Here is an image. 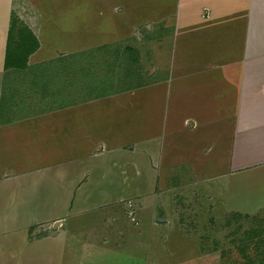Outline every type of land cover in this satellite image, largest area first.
<instances>
[{
	"label": "rangeland",
	"instance_id": "1",
	"mask_svg": "<svg viewBox=\"0 0 264 264\" xmlns=\"http://www.w3.org/2000/svg\"><path fill=\"white\" fill-rule=\"evenodd\" d=\"M15 3L12 14L33 33L38 49L26 70L8 72L14 75L5 83V100H89V133L64 141L73 146V158L112 146L154 151V176L143 181L142 196L128 212L139 215L150 207L169 221L164 232L150 226L153 234L139 235L141 225L133 222L109 237V244L121 245V257L104 264H264V178L258 175L264 168V109L256 104L259 82H248L258 67L247 72L245 50L238 49L252 1ZM227 69L247 72L248 85L235 78L234 88L221 73ZM213 70L219 74L212 81L203 77L210 79ZM71 73L76 87L68 82ZM59 88L65 97L56 98ZM179 97L181 109L174 104L168 110L169 100ZM32 109L26 105L17 114L42 111L29 114ZM173 115L189 119L168 126L166 117ZM93 221L88 214L71 224Z\"/></svg>",
	"mask_w": 264,
	"mask_h": 264
},
{
	"label": "crops",
	"instance_id": "2",
	"mask_svg": "<svg viewBox=\"0 0 264 264\" xmlns=\"http://www.w3.org/2000/svg\"><path fill=\"white\" fill-rule=\"evenodd\" d=\"M13 1L0 0V264H104L107 260H119L121 245L109 244V237L133 228V222L141 225L140 232L137 231L139 235H144L146 230L149 235L153 234L150 226L164 232L163 223L169 221L161 214H155L150 207L139 215L128 212L133 200L142 196L143 181L154 176V151L136 149L137 145L128 149L112 146L94 154L86 151L73 158L74 154L68 151L73 146L64 141L66 136L71 139L89 133V127L85 130V126L90 117L84 111L89 100L81 97L75 102H59L53 101L52 96L45 101L35 97L34 102L30 96L28 99L32 102L28 104L5 100V83L14 75L9 73L22 71L5 68L11 15L16 12ZM251 1L247 10L249 23L242 26L244 34L242 32L238 49L245 50L240 57L244 58V69L248 72L257 66L258 70H252L251 78L243 70L232 74L235 70L227 69L228 72L222 70L221 73L227 75V81L232 80L229 82L232 85L235 78H242V85L259 82L255 88L260 91L256 104L259 109H264V0ZM212 73L210 79L203 77L212 81L211 76L215 74L216 77L219 72L213 70ZM245 74L250 79L248 82L243 80ZM69 77L71 87H76L75 75L71 73ZM59 89L56 98L65 97L61 95L65 91ZM181 103L180 97L169 100L168 110L174 104L181 109ZM53 104H56L54 109ZM26 105L33 108L29 114L34 108H42V111L28 117L17 114ZM64 109H71V112ZM188 119L173 115L171 119L166 117V123L175 126ZM260 123L263 133L259 142L264 145V120ZM151 125L154 122L151 121ZM148 131L154 133L152 128ZM82 140L88 141L89 137ZM262 155L264 157V152H260ZM262 169L258 171L261 179L264 178ZM88 214L94 224L72 226L71 219Z\"/></svg>",
	"mask_w": 264,
	"mask_h": 264
},
{
	"label": "trees",
	"instance_id": "3",
	"mask_svg": "<svg viewBox=\"0 0 264 264\" xmlns=\"http://www.w3.org/2000/svg\"><path fill=\"white\" fill-rule=\"evenodd\" d=\"M22 24V23H21ZM37 40L27 27L19 26V19L12 14L9 38L6 51L5 68L26 70L27 63L32 54L37 51Z\"/></svg>",
	"mask_w": 264,
	"mask_h": 264
}]
</instances>
